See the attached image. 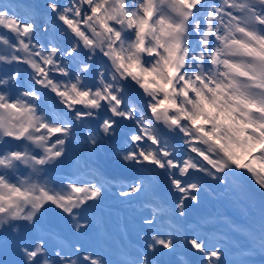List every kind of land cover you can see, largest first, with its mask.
Here are the masks:
<instances>
[{"label":"snow or ice","instance_id":"snow-or-ice-1","mask_svg":"<svg viewBox=\"0 0 264 264\" xmlns=\"http://www.w3.org/2000/svg\"><path fill=\"white\" fill-rule=\"evenodd\" d=\"M0 264H264V0H0Z\"/></svg>","mask_w":264,"mask_h":264},{"label":"rangeland","instance_id":"rangeland-1","mask_svg":"<svg viewBox=\"0 0 264 264\" xmlns=\"http://www.w3.org/2000/svg\"><path fill=\"white\" fill-rule=\"evenodd\" d=\"M32 2L33 3H37V4H43V0H32ZM106 201H108V202H110V201H118V200H116L115 198H113L111 195H109V197L108 198H106ZM111 203V202H110ZM130 207V206H129ZM206 208H208L205 204L204 205H202L201 204V206L198 208V209H194L193 210V213H194V215H204V214H207L205 211H204V209H206ZM221 210H223V208L221 209ZM235 215H237L238 216V213H234ZM113 221L115 222V224H118L117 222H118V220L117 219H113ZM110 226H111V224H110ZM112 227V226H111ZM120 228V227H119ZM115 231H118V230H115Z\"/></svg>","mask_w":264,"mask_h":264},{"label":"bare ground","instance_id":"bare-ground-1","mask_svg":"<svg viewBox=\"0 0 264 264\" xmlns=\"http://www.w3.org/2000/svg\"><path fill=\"white\" fill-rule=\"evenodd\" d=\"M109 220V225L111 224L112 228H114L115 230H118V228L120 227L119 224H115V222L113 221V219H108Z\"/></svg>","mask_w":264,"mask_h":264}]
</instances>
